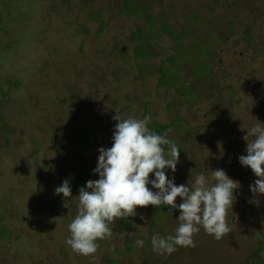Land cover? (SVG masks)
<instances>
[{"label": "rangeland", "instance_id": "374dc122", "mask_svg": "<svg viewBox=\"0 0 264 264\" xmlns=\"http://www.w3.org/2000/svg\"><path fill=\"white\" fill-rule=\"evenodd\" d=\"M125 1L0 0V264H161L164 259L181 264L173 253L153 251L147 242L153 235L166 238L161 228L164 223L179 224L173 223L179 210L167 206H163L166 213L154 210L153 214L145 212L146 206H137L136 215L116 219L109 224L111 234L96 241L94 254L81 255L66 243L68 225L78 213L79 189L88 180L99 179L93 174L98 148L112 144L113 116L142 120L144 85L135 80L137 69L128 59L133 48L129 36L137 29L133 40L145 33L147 36L146 43L139 45L143 57L156 47L173 46L176 32H192L195 26L183 20L190 12H196L208 24L202 34L215 33L209 35L215 44L209 62L213 88L224 97L221 106L215 104L218 94L200 97L201 91L193 86L201 98L197 104L210 101L207 116L220 124L212 130L220 141L207 146L191 144L190 153L181 163L178 160L176 171L166 170L177 185L188 183L192 187L191 177L195 175L191 176L184 166L193 154L198 157L197 151L202 150L199 157H204L200 163L204 168L196 173L210 176L214 168L208 146L229 151V159L238 161V156L245 155L241 149H246L243 137L247 130L264 123V0H132V7L126 4L130 12L123 13ZM93 12L100 14L97 18L104 23L101 30L90 15ZM148 14L154 17L156 29L169 26L170 37L161 31L159 40L156 33H150L144 20ZM183 42L182 47L189 43L188 39ZM193 43L191 56L199 62L192 74L210 82L205 71V60L210 56L205 51L207 44L200 40ZM121 48H125L122 54ZM158 56H151V73L161 58ZM178 59L171 57L169 66L184 81L195 83L189 66L185 74L178 69ZM144 79L154 80L147 75ZM187 92L197 100L193 89ZM223 110L227 118L222 116ZM192 113L201 124V112ZM145 118L152 124L151 116ZM170 125L174 134L169 133L167 138L181 153L179 138L187 129L176 120ZM84 126L90 128V147ZM163 147L167 151V146ZM238 164L223 170L240 182L242 194H250L257 209L264 210V194L249 190L257 177ZM65 179L72 190L66 199L54 194ZM177 202H182L180 197ZM138 239L144 241L142 247L136 244Z\"/></svg>", "mask_w": 264, "mask_h": 264}, {"label": "clouds", "instance_id": "9594fccd", "mask_svg": "<svg viewBox=\"0 0 264 264\" xmlns=\"http://www.w3.org/2000/svg\"><path fill=\"white\" fill-rule=\"evenodd\" d=\"M113 120L116 123L112 144L98 148L97 165L93 169L99 179L88 180L79 189L78 213L68 225L70 236L66 243L73 251L85 256L94 254L98 248L96 241L111 234L109 224L136 215L137 206L162 205L179 210L175 234L151 238L153 251L158 253L171 254L177 246L194 247L192 237L201 227L217 240L229 232L226 216L235 200L234 191L241 187L239 181L230 178L223 169H212L207 177L203 173L195 174L191 188L188 183L177 185L174 176L166 175V170L176 171L180 149L166 135L149 132L147 119L116 114ZM243 139L246 155L238 156V162L257 177L249 190L264 194V123H256ZM163 146H167V151ZM54 194L69 198L70 181L65 179ZM177 197L182 201L179 204ZM136 244L142 247L144 241L138 239Z\"/></svg>", "mask_w": 264, "mask_h": 264}, {"label": "flooded vegetation", "instance_id": "af4514ba", "mask_svg": "<svg viewBox=\"0 0 264 264\" xmlns=\"http://www.w3.org/2000/svg\"><path fill=\"white\" fill-rule=\"evenodd\" d=\"M132 1V0H131ZM148 7V6H147ZM146 7V8H147ZM145 8V9H146ZM192 15V17H189ZM197 18H196V17ZM191 19H189V18ZM160 19V17H158ZM145 25L150 27V33L154 32L158 35V39L161 40V34H167L170 37V28L162 25L160 29H156L154 27V17L150 14L145 16ZM183 20L185 23L189 25H194L192 32L185 29L183 32H176V36L172 37L173 42L175 44L168 48H155L154 52L149 55H144V57H139L136 60V56L133 51H131V55L128 57L129 62L135 65L137 69V75L134 77L137 81L143 82V103H142V112L141 119H146L145 116H151V123L147 122V128L149 132L155 131L152 127L154 126L160 135H168L172 132L171 130V122L173 120L179 121L184 130L187 129L183 136H180L179 141L183 152L179 153V162L181 163L182 158L187 155V152L190 153L191 144H203V146H207L209 143H218L220 141V136L212 133L214 129L213 126L220 124L213 121V118H209L207 116V109L209 108V102H201L197 104L201 100V95L208 96V94L212 96H218L215 100L216 106H221V100H223V96L221 93L215 92L214 86V78L212 76V65L209 60L212 58V50L214 49L209 35L215 34L213 31H207L202 34V29L207 30L208 24L205 22L203 18H201L196 12H190L184 16ZM203 21V22H202ZM230 23H228L229 25ZM140 29H137L136 32L131 33L129 36V40L133 45V48L137 45H142L146 43V33L141 36L140 39L136 41L133 40L134 34H138ZM162 31V32H161ZM172 33V32H171ZM162 34V35H163ZM176 38V39H175ZM175 39V41H174ZM188 39L189 43L187 46L182 47V42ZM195 40H200L207 44V51L210 56L206 58V77H210V82L197 79L193 76L192 68L199 61H194V58L191 56V52H193V45ZM219 40L217 39L218 43ZM184 44V42H183ZM237 44V43H236ZM132 48V49H133ZM157 49V50H156ZM125 48L120 49V54L124 53ZM184 51V54L182 53ZM145 53V52H143ZM160 54L161 58H158V65L154 68L153 73H151V56L152 54ZM242 53L240 52L239 55ZM173 58H180L177 61L179 62V70L183 74H185L186 67L189 66L191 70V75L193 78L198 81L195 83L186 82L183 80V77H178L174 73V70L169 66V60ZM181 57H183L181 59ZM190 60H186V58ZM211 61V60H210ZM140 73L147 77L152 76L154 80L145 81L144 76H141ZM182 74V75H183ZM153 85L146 86L145 83H151ZM196 86L197 90L201 91L200 97L199 93L194 86ZM247 86L250 85V82H247ZM254 88H261L255 87ZM193 89L197 93V100L192 98L190 94H188L187 90ZM223 89V88H222ZM247 89V88H245ZM244 90V88H243ZM186 91V93H184ZM183 93V95H181ZM227 93V92H226ZM192 100L189 101L188 98ZM200 98V99H199ZM221 98V99H219ZM157 100L156 102L154 101ZM209 100V98H206ZM213 102V97L211 98ZM214 104V103H212ZM231 107V102H228ZM198 107V109L196 108ZM157 110H156V109ZM198 110L201 112L203 116V121L201 124H198V119L192 113L194 110ZM218 111V109L216 108ZM225 110H223L224 113ZM228 111V110H227ZM207 117H205V116ZM230 117L232 113L228 114ZM225 118V113L222 114ZM227 118V116H226ZM196 119V120H195ZM211 119V120H210ZM196 121V123H195ZM216 121V120H215ZM151 125V126H149ZM173 133V132H172ZM174 134V133H173ZM208 150L213 154L212 158V167L214 169H227V168H236L235 165H239L238 161H236L235 157L229 159V151L219 150L218 148L214 149L213 146H208ZM193 151V149H192ZM241 152L246 155V151L241 149ZM202 153V150L196 152V158L190 160L188 164H185L184 168H188L186 170H192L193 173L191 176H194L196 171L199 169H203L204 165H200L201 160H203V156L199 155ZM206 156V155H205ZM209 156H206L208 158ZM204 161V160H203ZM208 176V175H207ZM194 177H191L193 179ZM235 200L233 202L232 208L230 207L227 211V226L229 228V232L223 235V237L217 240L214 235H209L205 233L204 229L201 227L200 231L193 235L194 247H180L177 246L176 251L173 252L176 259H181V264H264V210L257 209L251 203L252 197L250 194H242L240 188L234 191ZM254 199V198H253ZM178 204L181 202H177ZM152 205H148L145 207V212L153 214L159 211L165 212L167 208L171 206H167L166 210L162 208L160 209H152ZM150 210V211H149ZM154 213V215H155ZM166 213V212H165ZM164 213V214H165ZM166 216V215H165ZM177 216L173 218L174 221L177 222ZM179 226L176 224L175 226H167L166 223L161 227L163 229V235L166 238L170 235L175 234V229ZM169 228V229H168ZM148 243L151 244V240H147ZM147 245V244H146ZM146 246H144L145 249ZM175 256H169V258L173 259ZM173 264L172 261H161V264ZM175 264V262H174Z\"/></svg>", "mask_w": 264, "mask_h": 264}, {"label": "trees", "instance_id": "16d2710c", "mask_svg": "<svg viewBox=\"0 0 264 264\" xmlns=\"http://www.w3.org/2000/svg\"><path fill=\"white\" fill-rule=\"evenodd\" d=\"M132 2L133 1H131V0H126L124 2V7H123V11H122L123 13L130 12V11H128V9H126V4H127V6L129 5L128 7H132ZM139 7L142 8V5L139 6ZM133 8H136V7H133ZM90 15H91L92 19H94L95 21H97L99 23V25H100L99 26V30H101L103 28V26H104V23L102 22V20H100V19L97 18L100 15L99 12H93ZM87 16H89V15H87ZM167 27L168 26H165V29L166 30H169V29H167ZM135 35H138V34L135 33L134 34V37H135ZM140 38H141V36L138 37V38H136V39H140ZM136 39H134V41H136ZM142 50L143 49L141 47H139V45H137L136 47H134L133 49H131V51H133L134 54H135V56H136V60L139 59V57H142ZM119 53H120V50H119ZM82 130L85 132L84 135H85V140L87 141L86 142L87 147H90V144L88 143V141L90 139V135H91V133L89 132L90 128L84 126V127H82ZM152 132L153 133H156V134H159L156 128H155V131H152ZM151 208L152 209H160L162 207L161 206H152ZM0 232L3 233L2 228H0Z\"/></svg>", "mask_w": 264, "mask_h": 264}]
</instances>
